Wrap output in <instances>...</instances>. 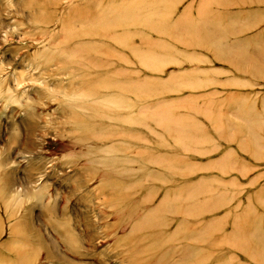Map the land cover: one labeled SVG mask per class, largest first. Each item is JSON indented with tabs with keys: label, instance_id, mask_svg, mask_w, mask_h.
Returning a JSON list of instances; mask_svg holds the SVG:
<instances>
[{
	"label": "rangeland",
	"instance_id": "1",
	"mask_svg": "<svg viewBox=\"0 0 264 264\" xmlns=\"http://www.w3.org/2000/svg\"><path fill=\"white\" fill-rule=\"evenodd\" d=\"M0 264H264V0H0Z\"/></svg>",
	"mask_w": 264,
	"mask_h": 264
},
{
	"label": "bare ground",
	"instance_id": "2",
	"mask_svg": "<svg viewBox=\"0 0 264 264\" xmlns=\"http://www.w3.org/2000/svg\"><path fill=\"white\" fill-rule=\"evenodd\" d=\"M19 256H20V260H21V262L24 263V262H25V261H24V255H21V254L19 253Z\"/></svg>",
	"mask_w": 264,
	"mask_h": 264
}]
</instances>
